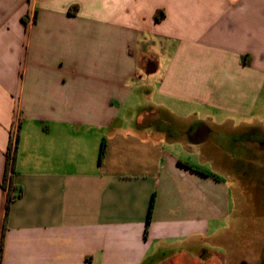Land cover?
<instances>
[{
	"label": "crops",
	"instance_id": "crops-1",
	"mask_svg": "<svg viewBox=\"0 0 264 264\" xmlns=\"http://www.w3.org/2000/svg\"><path fill=\"white\" fill-rule=\"evenodd\" d=\"M223 154L264 170V0H0V264H234Z\"/></svg>",
	"mask_w": 264,
	"mask_h": 264
},
{
	"label": "rangeland",
	"instance_id": "rangeland-1",
	"mask_svg": "<svg viewBox=\"0 0 264 264\" xmlns=\"http://www.w3.org/2000/svg\"><path fill=\"white\" fill-rule=\"evenodd\" d=\"M260 135L256 134V138H261ZM219 141L226 151H230L229 138H221ZM223 159L228 162L216 171L224 176L228 174L232 198L236 202V215L233 219L236 233L232 237L225 235L222 241L229 244L223 246V249L234 264H259L264 258H258L254 250L264 248V170L259 167L262 161L256 156L250 164L237 162L230 167V157L223 154Z\"/></svg>",
	"mask_w": 264,
	"mask_h": 264
},
{
	"label": "trees",
	"instance_id": "trees-1",
	"mask_svg": "<svg viewBox=\"0 0 264 264\" xmlns=\"http://www.w3.org/2000/svg\"><path fill=\"white\" fill-rule=\"evenodd\" d=\"M161 12V16L156 15V19L160 20L161 18L164 17V12ZM106 152V141L105 139H103L102 143H101V147H100V153H99V157L100 159L104 156ZM9 155H8V160H9ZM7 160V162H8ZM22 193V189L18 188L17 186L10 184L9 185V189H8V203H10L12 200L16 199L18 196H20ZM155 193L152 194L151 196V200H150V204H149V210H148V222L152 216L153 213V209H154V205H155Z\"/></svg>",
	"mask_w": 264,
	"mask_h": 264
},
{
	"label": "built area",
	"instance_id": "built-area-1",
	"mask_svg": "<svg viewBox=\"0 0 264 264\" xmlns=\"http://www.w3.org/2000/svg\"><path fill=\"white\" fill-rule=\"evenodd\" d=\"M12 136H14V137H15V132H13V133H12Z\"/></svg>",
	"mask_w": 264,
	"mask_h": 264
}]
</instances>
